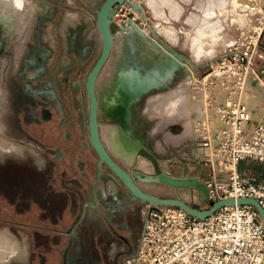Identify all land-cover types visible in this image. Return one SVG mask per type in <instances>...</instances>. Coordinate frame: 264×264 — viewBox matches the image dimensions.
Returning a JSON list of instances; mask_svg holds the SVG:
<instances>
[{"label":"rangeland","instance_id":"1","mask_svg":"<svg viewBox=\"0 0 264 264\" xmlns=\"http://www.w3.org/2000/svg\"><path fill=\"white\" fill-rule=\"evenodd\" d=\"M82 1L91 10L97 12L104 0ZM131 1L141 5L142 11L138 15L139 22L142 26H146V30H150L151 33L147 37H141L139 41L141 48L136 51L134 50L133 53L130 52L128 54L126 50L124 51L123 47L119 45L114 46L111 56L98 80V89H100V93L104 98L107 91L109 89L111 90L110 86H113V80L118 82L122 78L120 76L122 73L126 80L131 77V70L135 68L134 60L140 58L138 61L139 64L141 63V57L144 52L152 49L151 45L153 44V40L163 48L162 50L166 49V44L176 49L185 59L194 65L193 70L191 64H188L197 78L202 79L204 75L216 69L219 62L226 57V54L236 44L242 34L258 28L260 25L259 22L264 23V0H176L177 2L174 0V6H168L166 0ZM151 1L155 2L154 7L156 9L162 10V15L159 12H157V15L155 14L149 4ZM127 12L128 6L121 5L114 11L113 18L122 20L126 16H129ZM39 17L42 21L39 45L41 47L46 46L47 48L51 46L55 51L54 55L56 54L58 59L56 67H54V57H50L47 61H44L45 70L42 71L41 75L36 70H31V67L26 68L24 66L33 57H31L32 53L28 52L30 46L26 45L25 50L22 49L24 40L28 38L29 34H32L33 30L35 31L36 22ZM211 22L215 23L218 28L210 27L209 24ZM1 25L5 41L0 43V134L4 132L2 122L8 116H12L9 103L12 79H17L16 81L20 84V90L28 87V85L31 88L34 86L38 89L44 86L48 87V81L50 80V86H54L57 94L63 99L71 114V119L64 125L61 122L62 111L60 108L51 110L52 116L55 118L57 132V181H61V179L73 181L74 196H78L76 199L83 197V201L93 202L92 196L94 194L92 189L95 190L97 196L98 189L101 191L107 188L108 190L111 189V191L105 201L117 202L118 200L112 190L113 186L106 183L108 169L104 165L102 167V175L98 177V157L91 146L87 130L89 101L85 91V80L87 73L98 58L101 49V36L95 17L90 12L81 9L80 4L76 0H23L21 8L16 7L13 0H0ZM148 25L151 26L153 31ZM55 27H57L56 37L53 36ZM21 28H23L22 32H20ZM49 34L51 37L56 38L55 42L52 41V43H49ZM161 40L166 44H163ZM201 43H206L208 46L199 50ZM20 44H22L21 48H19ZM35 45L38 46L36 43ZM62 47L63 50L61 51ZM29 53L30 55H28ZM254 55L256 62L264 63V28L257 47L254 50ZM201 56L208 57L206 59H197ZM54 68L56 70V81L54 80V76L49 74V70L52 71ZM148 68L149 66L143 65L141 76L146 73ZM31 74L34 75V78H31L32 80L29 81L28 78H30ZM108 81L109 84L105 87ZM186 81L187 79L181 85L185 89L188 88L187 84H185ZM254 85L255 88L249 90L250 94H247V97L249 95H258L264 98V85L261 82L255 83ZM175 90L176 88L173 91ZM186 93L184 97L189 95L188 97L190 98V92L186 91ZM147 95L145 93L142 96L143 100L147 99ZM184 97H181L179 100L177 104L178 108L176 106L171 107L172 111L169 115L165 110H162L161 105L159 107L158 104L162 101L157 104V101L152 100L155 102V107L159 110L153 112L157 120L165 117L156 128L162 130L168 124L166 128L168 130L170 129V131L166 134H168L169 138L164 139L163 132H158L154 135L148 134L152 141L149 142L144 139V142H142L156 154L163 163L164 168L170 172L171 166L178 171V167L190 163L196 164L200 173H207L209 168L199 160L196 150L197 146L194 144L192 136L186 139H184L185 137L181 138L184 135L182 132L184 131L183 124L188 120L194 121L196 114L194 113L193 102L189 100L184 104ZM107 104V100L100 103L99 117L102 131L104 129V137L110 145V138L107 132V130H110V127H106V125H115L118 119L112 112L108 111ZM3 107L5 109L4 112H2ZM183 107L185 108L183 109ZM167 111H170V109ZM179 111H184L185 113L189 111V118L186 116L185 120L178 118ZM139 115L141 117L139 118V127L142 128L145 123L144 119L149 116L142 114V112ZM19 116L23 120V113H20ZM172 119H175V121L172 122ZM147 120L151 122L150 119ZM134 134L137 137H142L138 131ZM181 139L184 140L183 144H179ZM159 142L164 145L163 148H157ZM143 159L145 158L139 157L136 168L144 173L151 172L152 164L149 160L145 159V167L141 166V160ZM263 166L258 161L245 160L240 170L244 173L250 172L258 178V176H262L261 172L260 175H256L252 172V169H260L263 171ZM248 168L251 170H248ZM5 170L11 171L13 169L5 168ZM25 171L27 172L19 174L17 172H14L15 174L3 173L6 180L9 178L8 180L10 182L11 178V181L15 182L12 184L13 188L10 186L7 189L6 186L8 184L3 183L0 179V220L9 218L19 227H32L33 224L38 222L29 220L30 217H28V214L31 215L30 213L37 212L38 207L32 204V189L25 182L31 181L33 173L29 169ZM179 171L181 170L179 169ZM171 173L173 174L174 172ZM142 187L148 192L164 196H180L184 200H188L192 192L189 188L168 189L154 184H142ZM79 188L83 190L85 195H80L79 197L77 191ZM118 192L119 197L129 198L128 193L122 186H120ZM7 196L12 197L15 204H3L2 202L7 201ZM95 201L98 204L96 209L88 204L85 205L88 207V210L96 214L94 215L95 219L92 216L90 220H74L73 222L76 230L77 228L79 230L76 235L80 236L82 234L81 232H83L84 237L80 245H92V241L96 238L93 230L96 231L100 227L105 228V226H108L103 213L104 207L102 204L104 200L102 197L97 196ZM127 204L129 208L134 206L139 209L144 205L140 201H135V203L127 202ZM47 208V204L42 205V211H47ZM79 212L80 207L75 204L74 216L79 215ZM76 244L74 243L75 246ZM0 245V257H2L6 253L5 248L8 243L1 242Z\"/></svg>","mask_w":264,"mask_h":264},{"label":"built area","instance_id":"2","mask_svg":"<svg viewBox=\"0 0 264 264\" xmlns=\"http://www.w3.org/2000/svg\"><path fill=\"white\" fill-rule=\"evenodd\" d=\"M131 3L115 10L127 5L134 22L139 12ZM128 19L113 18L120 26ZM259 23L239 37L216 69L202 79L191 69L185 83L196 113L197 150L205 156L200 161L209 169L202 174L196 164L186 163L177 176L197 177L206 185L209 199L194 190L185 200L200 210L209 208V200L232 197L255 198L264 209V178L240 170L245 160L264 165V98L255 106L244 99L255 83L264 85V63L254 55L264 28ZM129 264H264V222L250 204L222 207L199 219L179 207L146 203L140 245Z\"/></svg>","mask_w":264,"mask_h":264},{"label":"crops","instance_id":"3","mask_svg":"<svg viewBox=\"0 0 264 264\" xmlns=\"http://www.w3.org/2000/svg\"><path fill=\"white\" fill-rule=\"evenodd\" d=\"M173 1L166 0V4L168 6H174ZM175 2L177 1L175 0ZM154 3L151 1L149 3L150 7L156 15L157 12L162 15V10L156 9ZM209 26L218 28L213 22ZM32 43V45L35 44V42ZM26 45H29V42L25 39L23 46ZM207 57L201 56L197 59H206ZM154 62L152 61L150 64L151 67H155L154 65L156 64ZM156 68L157 66L154 69ZM188 75L185 69H176L167 79L152 86L151 90L146 93L148 94L146 100L140 97L130 104V127L133 133L138 131L141 134L142 137H138L141 141L144 142L145 139L150 142L152 139L148 134L154 135L160 132L156 126L161 123L163 118L157 120L156 116H154L153 112L159 110L155 107L152 99L161 94L173 91ZM120 79L118 82L116 80L112 81L113 86H110L111 90L109 89L105 96L111 104L115 103L116 94L117 92L119 93L120 87L118 85ZM44 90H48V87L44 86L40 89L39 97L41 101L46 99ZM52 109H55V107H51L47 103L45 105L42 104L37 109L36 120H33L32 123L26 122L24 118L17 122L14 119L7 118L2 122L4 132L0 134V179L3 183L8 184L6 186L7 189L10 186L13 188L12 184L15 181H11L10 178L9 182V178L6 180L3 173L8 172L12 174L17 172L19 174L27 172L25 171L27 169L31 170L33 173L31 181H24L27 185L31 186L30 188L33 193L32 204L38 207V211L30 213L31 215L28 214V217H30L29 220L31 219L38 223L33 224L32 227H19L9 218L0 220V242L3 239L12 242V244L6 246V253L0 258V264H129L136 255L140 245L144 228L143 223H141L143 217L142 213L139 215L138 207L131 206L129 208L127 204V202L135 203L137 200H132L129 194V198L127 199L118 196V189L122 185L109 171L107 172L106 183L113 186L112 190L118 201H105L111 189L104 188L101 191L99 189L97 191V196L102 197L104 200L102 204L104 207L103 213L108 226H105L106 229L100 227L96 231L93 230L96 238L92 241V245H80L82 240H80V236L76 235L79 231L78 228L74 232H70L71 228L74 227V220H90L96 214L88 210V207L85 206L88 201H83V197H80V195H85L81 188L77 189L80 197L78 199L80 200L76 199L78 196H74L73 181L68 179L57 181V132L55 118L51 112ZM168 109H170L169 106L163 110L168 112ZM4 110L3 107L2 112ZM141 112L149 116L144 119L145 123L142 128L139 127V118H141L139 114ZM178 114V118L185 120V116L182 115L183 112L179 111ZM189 114L190 112L188 111L187 118H189ZM147 119H150L151 122H148L149 120ZM173 121L175 119H172ZM190 123L192 126V140L193 142L195 141L194 144L196 145L194 121L191 120ZM183 143L184 140H181L179 144ZM159 144L160 142L157 145ZM184 167L185 165L183 164L178 168L183 170ZM5 168L13 170L8 171ZM179 169L177 171L171 166V172L176 173L175 175L181 172ZM248 170L251 169L248 168ZM253 171L254 169H252ZM261 175L258 178L263 179L264 166ZM93 194L96 196L95 190H93ZM6 199L7 201L2 202L3 204H15L12 197L7 196ZM44 204H47V211H42V205ZM75 204L80 207L79 215L76 216H74ZM144 205L141 207V212H146V204ZM93 219H95V216ZM121 224L124 228H122ZM74 243H77L76 246Z\"/></svg>","mask_w":264,"mask_h":264},{"label":"water","instance_id":"4","mask_svg":"<svg viewBox=\"0 0 264 264\" xmlns=\"http://www.w3.org/2000/svg\"><path fill=\"white\" fill-rule=\"evenodd\" d=\"M125 1L128 0H104L97 12L87 7L88 12H90L96 19L97 28L101 36L100 54L90 71L87 73L85 80V91L89 101L87 120L89 141L98 157V177L102 175V167L104 165L110 174L124 187L131 199L140 201L143 204L149 203L156 206L179 207L190 215L198 217L199 219H205L206 217L211 216L214 212L222 207L233 206L236 204H250L258 211L262 221L264 222V209L255 198L232 197L218 201L209 200V208L206 210H200L191 206L180 196H164L148 192L142 187V184H154L168 189L189 188L191 191L198 190L201 199H209L208 188L203 182H200L197 177L184 178L173 175L170 171L164 168L163 163L156 156V154L152 150L148 149L147 146L137 136L134 135L132 128L130 127V104L151 90L152 86L144 93L138 94V88L136 89L138 80L135 78L131 79V77L126 80L122 75L123 73L121 74L123 78L120 80L118 85L120 88L119 93L116 94V101L115 103L111 104L114 109L109 108L108 111L112 112L118 119V121L115 123V127L118 143L120 146V152L124 156L132 158L131 164L127 165L116 155H114L107 147L102 134L99 117L101 103L98 89L99 77L111 56L116 39L120 35L133 28L135 32L141 35V37L148 36V34L140 26H138L137 23L132 22V14L129 15L130 19H128V24L125 26H120L113 20L115 7L118 4L124 3ZM131 4L136 11H142L140 4L134 2ZM148 27L153 31L150 25H148ZM161 42L166 44L162 40ZM152 45L155 49H159L163 53L162 57L165 60L170 59L172 62H174L176 68H174L173 71L179 68L185 69V71L189 74L186 78L188 80V78L192 75L191 69L188 65L190 63L189 60L185 59L181 53L168 44H166L165 50H162L163 48L154 40ZM191 66L193 67L192 64ZM146 74H148L147 70L144 75ZM134 86L135 88L131 90ZM197 155L199 160L205 159L204 154ZM139 157H143L150 161L152 164L151 172L144 173L136 168ZM90 203L92 205L94 204L92 201Z\"/></svg>","mask_w":264,"mask_h":264},{"label":"bare ground","instance_id":"5","mask_svg":"<svg viewBox=\"0 0 264 264\" xmlns=\"http://www.w3.org/2000/svg\"><path fill=\"white\" fill-rule=\"evenodd\" d=\"M14 4L16 7L18 8H21L22 7V3H23V0H13ZM130 15V14H129ZM128 17V16H126ZM125 17V18H126ZM133 20L135 23L138 24V26L141 27V24L139 22V17L135 14V16L133 17ZM142 28V27H141ZM22 29H20V32H22ZM143 29V28H142ZM147 34H150V30H146V29H143ZM140 39H141V35L138 34L137 32H135V30L133 28H131L128 32H125L124 34L120 35L117 39H116V42H115V45H119L120 47H123L124 51L126 50V52L129 54L130 52H134V50L136 51L137 49L141 48V45H140ZM200 48L199 50L203 49L204 47L208 46V44L206 43H201V45H199ZM152 49L149 51L147 50L146 52H144V54L142 55L141 57V63L139 64V61L140 58H137V60H134V63L136 64L135 68L131 70L132 72V75H131V79L135 78L138 80V83L136 84V89L138 91V94H141V93H144L145 91H147L151 86L157 84L158 82L162 81V80H165L167 79V77L173 72V69L176 68V65L174 64V62H172L170 59H167L165 60L163 57H162V52L159 50V49H155L153 45H151ZM143 50H145V48H143ZM152 61H155L154 63L156 65H154L155 67L157 66L156 69H154L155 67H150V64L152 63ZM147 65L149 66L150 68L147 69V72L148 74L146 75H143V77H141V72H142V69H143V65ZM188 64V63H187ZM160 69V70H159ZM184 80H182L179 85H177L178 87H176V90L173 91V92H170L169 94H161L160 96H156L155 98H153L152 100L154 101H157V104L161 105L162 107V110L165 108V107H168L170 108V111L167 112V114L169 115L171 113V107L173 108V106H176L177 107V104L179 102V100L181 99V97H184V95H186V91L188 92L187 89L183 88L181 85H182V82ZM108 86L109 84V81L106 83ZM181 86V87H180ZM134 87H132L131 90H133ZM99 93H100V89H99ZM118 93V92H117ZM247 94H250V91H246L245 92V96H244V99H246V101L250 102V103H253L252 105L258 103L260 101V99L258 98L259 96L258 95H249L247 97ZM100 99H101V102L105 100H107L106 98H104L101 93H100ZM189 96V95H188ZM184 97L185 100H184V104H186V102H188L189 100V97ZM258 96V97H257ZM168 99V100H167ZM108 104L106 105V107L109 109V108H113V106H111V103L109 100H107ZM182 102V101H181ZM155 103V102H154ZM185 106V105H184ZM178 108V107H177ZM185 107H183L184 109ZM114 109V108H113ZM182 109V110H183ZM190 109V108H189ZM144 110V109H143ZM143 112V111H142ZM184 112V111H183ZM188 114V111L185 113H183L182 115L184 116H187ZM179 116V115H178ZM170 117V116H169ZM165 119V117L163 118ZM168 119V117H167ZM171 119V118H169ZM164 121H167V120H164ZM168 126V124L166 125V127ZM106 127H110V130H107L108 132V135H109V138H110V145L108 144V142L106 141L105 137H104V129L102 131V134H103V137H104V140H105V143L107 145V147L110 149V151L116 155L120 160H122L123 162H125L127 165L131 164V161H132V158L130 157H126L124 156L121 152H120V146H119V143H118V139H117V135H116V127L115 125H112V124H108L106 125ZM163 128L162 130H159L160 132H163L164 134V139L165 138H169L168 137V134H166L167 132H169L170 130ZM182 130V129H181ZM179 130V131H181ZM183 130L182 131L184 133L183 137L181 138H187L189 136H191L192 134V126H191V123L190 121H186L185 124L183 125ZM177 131V132H179ZM187 135V136H186ZM184 138V139H185ZM182 140V139H181ZM180 140V141H181ZM166 143V142H165ZM164 145L162 143H160L159 145H157V148H163ZM191 153V151H190ZM197 154H200V155H203L204 154V151L203 150H197ZM145 159L141 160V166L142 167H145L146 163L144 161ZM1 242H7L8 243V246L10 244H12L11 241H6V240H2ZM0 242V244H1ZM6 244V243H5ZM14 246V245H12ZM1 247V245H0ZM13 248V247H12ZM11 248V249H12ZM14 249V248H13ZM12 251V250H10ZM3 252V251H2ZM4 254V253H3ZM2 255V254H1ZM4 256V255H2ZM1 258V257H0Z\"/></svg>","mask_w":264,"mask_h":264},{"label":"flooded vegetation","instance_id":"6","mask_svg":"<svg viewBox=\"0 0 264 264\" xmlns=\"http://www.w3.org/2000/svg\"><path fill=\"white\" fill-rule=\"evenodd\" d=\"M78 2V4H80L81 6V9H84L88 12L87 10V5L82 1V0H76ZM104 2V1H103ZM89 8V7H88ZM55 17H56V14H55ZM57 18V17H56ZM55 18V20H56ZM36 26H35V31L33 30L32 34H29L28 35V38L26 39L27 42H29V45L27 46H30L28 48V52L32 53L31 54V57L33 58H28L30 62H27L25 64L24 62V66L27 68V67H31L32 69L31 70H36L38 72L39 75L42 74V71L45 70V66H44V61H47L50 57H54V67L57 66V57H56V54L54 55L55 51L52 49L51 46H49L48 48L46 46L44 47H41L39 44H40V38H41V25H42V21L40 19V17L38 18L37 22H36ZM54 35L56 37V34H57V27L54 28V31H53ZM31 35V36H30ZM51 37V35L49 34V43H52V41H56V38L55 37ZM7 37V36H6ZM3 41H5V36H3V32H2V25L0 26V43ZM31 42V43H30ZM32 42H35L36 44H38V46H36L35 44L32 45L33 43ZM22 45L19 46V48H21ZM25 47L24 48L22 47V49L25 50ZM37 47V48H35ZM27 49V48H26ZM63 50V47L61 48V51ZM30 53L28 55H30ZM45 59V60H44ZM27 60V59H26ZM25 68V69H26ZM28 71V70H27ZM55 68L54 70H49V74L51 76H54V80L56 81V77H55ZM31 78H34V75L31 74L30 75V78H28L29 81H31L32 79ZM17 80V79H16ZM15 79H12L11 81V86H10V97H9V103H10V108H11V112H12V116L9 117V119H14L15 122L17 121H21L20 119V113H23L24 115V120L28 123H32L33 120H36V112H37V109L42 105V104H49L51 107H55L56 108H60V110L62 111V114H61V122L65 125L67 124V122L71 119V114L69 113L68 111V107L66 106L65 102L63 101V99L57 94V91L56 89L52 86H50L51 84V81L49 80V86H48V90H44V94L46 95V99H44V101H41L40 98H39V92H40V88H36L33 86V88H31V86L29 87H26V88H23L20 90V84L16 81ZM53 80V79H52ZM57 84V83H56ZM56 86V85H55ZM8 103V102H7ZM7 117V118H8ZM94 190V189H92ZM92 200L94 202V204L92 205L90 202L91 201H88L87 204L90 205V206H93L95 208H97V203H96V196H92ZM139 215L142 213V217H143V220L141 218V223H145V218H146V212H141V209H139L138 211ZM138 218V217H137ZM81 221V220H79ZM144 221V222H143ZM122 226V224H121ZM122 228H124L122 226ZM76 228L73 227L71 228L70 232H74ZM82 234L80 235L81 239H83V232H81Z\"/></svg>","mask_w":264,"mask_h":264},{"label":"trees","instance_id":"7","mask_svg":"<svg viewBox=\"0 0 264 264\" xmlns=\"http://www.w3.org/2000/svg\"><path fill=\"white\" fill-rule=\"evenodd\" d=\"M242 164H243V163H242ZM242 164H241V166H242ZM253 172H254V174H256V175H260V172L262 173L263 171H261L260 169H258V170H254Z\"/></svg>","mask_w":264,"mask_h":264}]
</instances>
